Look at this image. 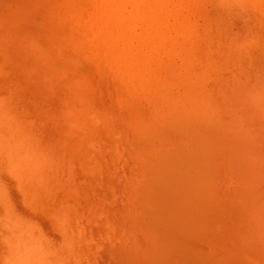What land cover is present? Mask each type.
Returning a JSON list of instances; mask_svg holds the SVG:
<instances>
[{"label": "rangeland", "instance_id": "obj_1", "mask_svg": "<svg viewBox=\"0 0 264 264\" xmlns=\"http://www.w3.org/2000/svg\"><path fill=\"white\" fill-rule=\"evenodd\" d=\"M0 264H264V0H0Z\"/></svg>", "mask_w": 264, "mask_h": 264}]
</instances>
